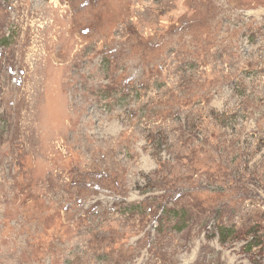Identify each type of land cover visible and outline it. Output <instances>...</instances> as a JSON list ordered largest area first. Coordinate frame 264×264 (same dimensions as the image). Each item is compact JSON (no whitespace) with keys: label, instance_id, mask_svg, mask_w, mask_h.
Masks as SVG:
<instances>
[{"label":"rangeland","instance_id":"obj_1","mask_svg":"<svg viewBox=\"0 0 264 264\" xmlns=\"http://www.w3.org/2000/svg\"><path fill=\"white\" fill-rule=\"evenodd\" d=\"M0 264H264V0H0Z\"/></svg>","mask_w":264,"mask_h":264},{"label":"trees","instance_id":"obj_2","mask_svg":"<svg viewBox=\"0 0 264 264\" xmlns=\"http://www.w3.org/2000/svg\"><path fill=\"white\" fill-rule=\"evenodd\" d=\"M231 233H234V231H232V229H228V228L222 229V235H226V234L229 235Z\"/></svg>","mask_w":264,"mask_h":264}]
</instances>
